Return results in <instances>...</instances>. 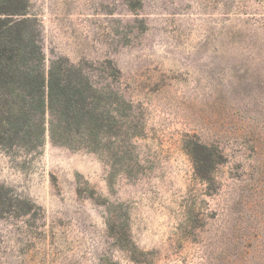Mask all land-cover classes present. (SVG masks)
I'll return each instance as SVG.
<instances>
[{"label": "rangeland", "instance_id": "obj_1", "mask_svg": "<svg viewBox=\"0 0 264 264\" xmlns=\"http://www.w3.org/2000/svg\"><path fill=\"white\" fill-rule=\"evenodd\" d=\"M0 20L137 125L125 175L47 132L0 145V264H264V0H0Z\"/></svg>", "mask_w": 264, "mask_h": 264}, {"label": "trees", "instance_id": "obj_2", "mask_svg": "<svg viewBox=\"0 0 264 264\" xmlns=\"http://www.w3.org/2000/svg\"><path fill=\"white\" fill-rule=\"evenodd\" d=\"M25 22L14 20L12 25ZM12 25L3 29L5 21L0 20V145L33 151L42 147L47 132L52 144L118 157L125 175L120 159L124 128L129 129L130 145L137 137V125H125L128 117L134 123L132 105L115 91L89 84L72 66L51 62L45 75L41 52L27 51L31 42L22 51L16 48L15 43H23L26 37L22 30L12 36ZM204 159L213 161L209 155ZM114 175L109 171L107 181ZM199 177L206 181L200 172ZM3 211L0 208V217ZM115 240L122 248L125 236L119 234Z\"/></svg>", "mask_w": 264, "mask_h": 264}]
</instances>
